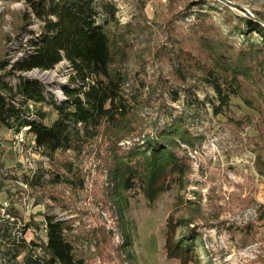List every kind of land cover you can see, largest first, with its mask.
<instances>
[{
  "label": "rangeland",
  "instance_id": "obj_1",
  "mask_svg": "<svg viewBox=\"0 0 264 264\" xmlns=\"http://www.w3.org/2000/svg\"><path fill=\"white\" fill-rule=\"evenodd\" d=\"M101 2L113 9V17L102 15L98 23L108 35L114 69L126 76L131 89L155 93L152 101L162 89L178 91V104L164 96L176 111L183 110L185 92L205 103L193 122L201 143L186 149L187 173L174 177L150 203L138 183L119 192L108 185L93 154L80 159L71 153L53 156L54 162L71 161L85 173L83 190L27 187L24 175L55 164L35 150L27 132L15 137L0 127V225L4 220L15 223L13 232L26 226L25 239L39 241L45 235V216L68 222L85 264H180L164 251L171 219L178 223L174 240L190 245L198 264H264V54L260 63H249L236 85L217 79L224 93L237 94L229 95L228 107L216 116L212 107L218 101L208 74L224 76L214 50L220 38L227 40L229 54L242 43H260L256 35L241 36L234 18H252L264 26L259 19L264 18V0H97ZM196 4L209 16L197 33L189 28ZM229 19H234L233 27L227 26ZM42 27L28 0H0V72L10 83L18 76L36 80L62 99L61 88L74 77L64 61L50 71L8 75ZM179 53L189 54L197 64L176 76ZM30 109L43 116L45 125L56 118L50 106ZM151 112L143 116L155 119ZM132 145L120 143L124 149Z\"/></svg>",
  "mask_w": 264,
  "mask_h": 264
},
{
  "label": "trees",
  "instance_id": "obj_2",
  "mask_svg": "<svg viewBox=\"0 0 264 264\" xmlns=\"http://www.w3.org/2000/svg\"><path fill=\"white\" fill-rule=\"evenodd\" d=\"M28 7L43 27L39 36L30 40L32 49L13 64L8 75L50 71L65 61L74 77L61 88L64 98L58 99L36 80L18 76L10 83L9 78L0 76V127L13 133L27 129L35 150L55 164L51 170L40 169L24 175L22 182L33 189L59 185L73 192L81 191L86 182L85 173L71 161L54 162L53 156L71 153L80 159L93 154L96 167L108 185L119 192L130 190L138 183L143 195L152 203L169 188L174 177L182 178L187 173L186 149L201 143V137L193 131V122L197 112L201 108L205 110V103L185 92L183 110L176 111L167 105L164 97L166 95L172 104L180 102L179 92L171 87L165 92L161 86V92L152 101L155 93L142 95L128 86L126 76L114 69L108 35L98 23L102 15L113 17V9L107 4H99L97 0H28ZM195 8L196 11L190 13L193 21L189 28L197 33L203 30L209 16L203 12L201 4H196ZM234 19L241 36L256 35L261 41L256 45L242 43L235 53L229 54L225 51L227 40L219 39L218 50H214L224 76H214L208 71L213 77L211 85L218 101V105L212 107L215 116L228 107L229 95L237 94L234 90L224 93L217 79L225 78L226 82L235 84L237 77L244 75L252 62L260 63L264 54V26L252 18ZM234 19H229L227 26L233 27ZM259 19L264 22V18ZM188 56L178 54L176 76L197 64ZM37 104L50 106L55 111L56 118L50 125L43 123L39 112L29 109V105ZM147 110L157 117L143 116ZM124 141L132 142V147L121 148L120 143ZM44 225V239L27 241L28 227L13 232L15 223L2 221L0 264H85L68 222L45 216ZM177 226L178 223L167 220L166 258L180 264L197 263L190 245L184 240H174ZM191 239L192 235L187 238Z\"/></svg>",
  "mask_w": 264,
  "mask_h": 264
},
{
  "label": "built area",
  "instance_id": "obj_3",
  "mask_svg": "<svg viewBox=\"0 0 264 264\" xmlns=\"http://www.w3.org/2000/svg\"><path fill=\"white\" fill-rule=\"evenodd\" d=\"M38 36H39V35H36V37H38ZM34 38H35V37H34ZM31 49H32V48H31ZM31 49H30V50H31ZM30 50H29V51H30ZM29 51H28V52H29ZM64 62H65V61H64ZM67 65H68V64H67ZM32 71H34V70H32ZM37 71H39V70H37ZM25 73H27V72H25ZM0 76H3V75L1 74V72H0ZM62 99H63V98H62ZM31 107H32V105H29V109H30ZM30 110H31V109H30ZM23 132H27V129H23V130L20 131L19 133H16V134H15V137H18V136L21 137V136H22L21 134H22ZM33 143H34V142H33Z\"/></svg>",
  "mask_w": 264,
  "mask_h": 264
}]
</instances>
